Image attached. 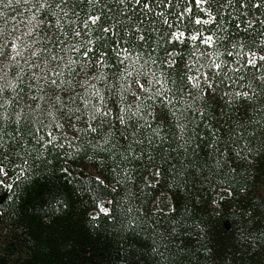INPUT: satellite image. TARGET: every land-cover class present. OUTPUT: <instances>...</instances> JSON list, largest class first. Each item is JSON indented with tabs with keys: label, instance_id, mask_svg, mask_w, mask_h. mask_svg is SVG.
Returning <instances> with one entry per match:
<instances>
[{
	"label": "trees",
	"instance_id": "obj_1",
	"mask_svg": "<svg viewBox=\"0 0 264 264\" xmlns=\"http://www.w3.org/2000/svg\"><path fill=\"white\" fill-rule=\"evenodd\" d=\"M251 2L255 3L256 0ZM172 3L174 6L178 4L174 8L177 12L186 5L190 6L192 18L202 15L196 9L194 0H172ZM15 7L5 9L0 4V11L9 18L16 16L17 19L11 23L19 24L23 17L14 10ZM99 7L105 13L101 23L115 25L120 21V28L131 27L118 14L119 6L113 4L112 0H103ZM20 11L23 12V8ZM76 11L82 21L84 13L93 12V9L84 0H77ZM129 14L136 15L131 10ZM254 17L264 20V6L259 10L250 7L242 10L233 5L221 8L215 23L189 25V32L199 29L219 36L225 33L218 30L226 28L227 50L239 51V48H232L229 37L244 43L247 46L245 50H255L264 40L259 35L264 30V24L257 23L248 29L246 22ZM237 25L240 27L237 28ZM155 27L160 28L161 32H153L152 38L161 41V36L166 35V26L158 22ZM196 47L210 51L198 42L194 44L185 40L172 45L162 44L156 52L159 57H163L164 49H175L179 54L178 68H174L170 74L171 80L176 83L168 87L172 88L169 96L175 105L173 110L184 111L187 117L186 121L180 120L181 124H187L183 137L191 141L184 147L179 146L174 129L164 124L162 135H166V139L154 141L151 147L145 140L143 154L136 155L140 146L133 143L130 137L133 155H129L128 145L120 146L118 143L123 127L115 125V118L109 116L108 120L115 125L111 133L107 127L99 131V136L109 135L112 144L116 145L111 158L107 159L106 154H98V150L92 147L99 136L88 132L86 126L77 123L74 117L72 123L76 127L69 128L68 118L61 119L58 113L55 118L34 114L36 119L32 125L26 126L32 135L26 136L24 143L33 158L40 155L48 163L26 181H15L16 170L8 167L13 177L9 182L15 186L10 190L0 186V264H264V179H261L264 176V155H259L249 165L243 159L248 155L244 141H239L240 147H237L227 139L229 128L238 120L247 124L249 118L262 122L264 118L252 111L244 114L241 100L225 95L244 90L249 83L254 84V75H264V64L258 65L259 71L237 64L238 71H228L230 79L223 74L219 78L210 76L201 87L208 94L197 97L194 102L187 91L180 93L178 89L182 83L180 77L185 75L186 63L193 69L200 68V72L208 71L200 67L206 61L199 58V52L189 59ZM144 50H148V45ZM218 51L223 54L225 48L221 47ZM220 60L233 63V59L226 55H221ZM104 71L114 72L115 68L109 65ZM187 74L197 73L193 71ZM96 83L103 94L108 83ZM207 83H213L214 89H206ZM76 92L79 101L87 99L92 104L98 103L91 95L92 89L84 91L77 88ZM117 94V89L113 88L110 95ZM123 95L124 102L131 105V96ZM144 103L147 105L150 101L145 99ZM189 105L191 110L186 111ZM42 106L46 107L43 102ZM79 106L84 113L81 117L83 121L89 116L92 105ZM199 111L205 112L206 117L202 119ZM203 120H207V123ZM88 122L92 121L89 119ZM175 122L169 113V123ZM140 123L143 125L144 121ZM148 123L153 128H159L162 122L149 118ZM58 125L63 127L57 130ZM49 132L56 137L54 146L44 143L41 147L36 138L43 137L46 141ZM175 132L179 134V130ZM212 132L224 139L217 143ZM151 136V130L145 127L144 135H137L135 139L143 140ZM229 146L233 151L226 150ZM221 151L224 152L223 156L220 155ZM237 151L240 156L236 155ZM15 160L17 164L22 163V158ZM30 163L38 162L31 159ZM116 164L120 168L118 174L111 171ZM153 168H158L161 173L155 179L152 178ZM97 176L101 179L115 176L119 184L109 183L107 187H102L96 182ZM97 200L100 203L112 202L108 204L111 218L99 215V220L95 222L98 227L88 219ZM57 201L60 203L57 204ZM65 203L67 207L61 208ZM50 210H55V213L44 217V211ZM129 217L136 222L134 235L122 227ZM226 222L229 223L228 228ZM173 225L177 227L176 235L162 240L161 234ZM153 240L158 241L159 251L164 253L167 261L137 243L151 244ZM182 245L186 247L182 249Z\"/></svg>",
	"mask_w": 264,
	"mask_h": 264
},
{
	"label": "snow or ice",
	"instance_id": "obj_2",
	"mask_svg": "<svg viewBox=\"0 0 264 264\" xmlns=\"http://www.w3.org/2000/svg\"><path fill=\"white\" fill-rule=\"evenodd\" d=\"M84 2L93 9V12L84 13L85 18L81 21L76 11L77 0H6V2L0 0V4L5 9L15 5L14 10L23 17L19 24L11 23L17 17L9 18L0 11V186L6 189L10 190L15 186L9 182L13 179L8 171L9 166L16 170L15 181H26L39 172L42 165L48 163L42 160L40 155L33 158L24 143L25 137L32 135L26 126L32 125L36 119L35 113L49 118H55L58 113L61 119L68 118L69 128L76 127L72 123V117H74L77 123H83L86 126L88 132L96 133L98 136L100 129L107 127L108 132L111 133L115 125L122 126L123 132H120L118 143L120 146L128 145L129 155H133L129 143L130 137L133 138V143L140 146L139 153L136 155L143 154L142 145L145 140L151 147L154 141L166 139V135H162L164 124L174 129V135L180 142V147L190 144L191 141L183 137L187 124L180 123V120L186 121L187 117L184 111L173 110L175 105L169 96L172 88L168 85L176 83L171 80L170 74L174 68H178L179 54L175 49L172 51L164 49L163 57L156 56L157 49L161 48L162 44L172 45L174 42L183 43L187 40L194 44L198 42L210 50L204 51L196 47L189 56V59H192L199 52V58L206 61L200 64V67L207 68L208 71L200 72V68L193 69L186 63L185 75L180 77L182 83L178 91L180 93L187 91L188 97L194 102L197 97L208 94L207 90L202 91L201 87L210 79V76L219 78L223 74L230 79L228 71H238L237 64L256 71H259L258 65L264 64V40L255 50L252 48L245 50L247 46L244 43L229 37L232 48H239V51H229L225 46L226 28L218 30L225 33L219 36L199 29L189 32V25L215 23L220 16L221 8L235 5L242 10L249 7L259 10L264 6V0H256L255 3L251 0H194L196 9L202 14L195 18L190 16L192 13L190 6L186 5L180 11H175L174 8L178 7V4L174 6L172 0H112L113 4L119 6L118 14L131 24V27L123 28L119 27L120 21H117L115 25L101 23L105 13L99 5L103 3V0H84ZM21 8L23 12L20 11ZM165 9L168 11H164ZM129 10L136 15H130ZM158 22L167 29L166 35L161 36V41L152 38L153 32H161L160 28L155 27ZM246 23L247 28L251 29L254 24H264V20L254 17L248 19ZM181 25L184 27L181 28ZM239 27L240 25H237V28ZM259 35L264 37V30ZM145 45H148L147 51L144 50ZM221 47L225 48L223 54L218 51ZM221 55L232 58L233 63L222 62ZM197 62L199 63V60ZM109 65L115 68L114 72L104 71L109 68ZM193 71L197 74H187ZM253 80L255 83L244 86V90L225 93V95L239 98L244 114L252 111L264 118V75H254ZM96 82L108 83V88L103 94ZM214 87L213 83L206 84V89H214ZM77 88L84 91L92 89L91 95L98 103L92 104L87 99L79 101ZM113 88L117 89L116 96L110 95ZM123 94L131 96V105L124 102ZM145 99L150 103L145 105ZM153 100L158 103H151ZM42 102L46 107L42 106ZM79 104L92 105L89 116L83 121L81 117L84 113ZM132 105L135 107L133 108ZM223 107L222 104L221 108ZM190 110L191 105L186 111ZM77 113L80 114L77 115ZM169 113L176 121L175 124L169 123ZM199 114L202 119L206 117L203 111H199ZM109 116L115 118V125L112 120H108ZM149 118L154 122L161 121L160 127L153 128L148 123ZM89 119L91 123L88 122ZM141 120L144 121L143 125L140 123ZM203 122L207 123V120ZM60 127L63 125H58L57 130ZM145 127L151 130L152 136L144 137L143 140L135 139L137 135H144ZM175 130H179L178 135ZM212 136L217 143L224 139L218 137L216 132H212ZM36 139L41 147L44 143L54 146L56 137L49 132L46 141L43 137ZM227 139L237 147H240L239 141H244L248 155L243 159L251 165L259 155H264V122L249 118L248 123L245 124L242 120H238L229 128ZM110 144L111 147H109ZM92 147L98 150V154H106V158L110 159L116 145L112 144V138L105 134L99 136ZM226 150L233 151L230 146ZM220 155L223 156L224 152L221 151ZM236 155L240 156V152L237 151ZM18 157L22 158L20 164H17L15 160ZM31 159L38 163H30ZM113 163L116 162L113 161ZM62 170L67 171V169ZM111 171L118 174L119 164H116ZM160 174L158 168H153V179ZM95 179L102 187H107L109 183L119 184L115 176L104 179L97 176ZM261 179H264V176ZM59 203L57 201V204ZM111 203V201L100 203L98 200L94 202V211L89 213L88 217L89 221L93 222V226H99L95 224L99 220V215L111 218L108 207ZM66 207V203L61 205V208ZM54 213L55 210L44 211L43 215L48 217ZM112 219L114 222V218ZM122 227L134 235L136 222L129 217ZM197 227L200 226L197 225ZM208 230L211 231L210 228ZM201 231L204 230L201 229ZM176 233L177 227L173 225L165 229L161 239H168ZM137 243L140 247L149 248L167 261L164 253L159 251L158 241L153 240L151 244L139 241ZM184 247L186 245L181 246L182 249Z\"/></svg>",
	"mask_w": 264,
	"mask_h": 264
},
{
	"label": "water",
	"instance_id": "obj_3",
	"mask_svg": "<svg viewBox=\"0 0 264 264\" xmlns=\"http://www.w3.org/2000/svg\"><path fill=\"white\" fill-rule=\"evenodd\" d=\"M226 227H227V228L229 227V223H228V222H226Z\"/></svg>",
	"mask_w": 264,
	"mask_h": 264
}]
</instances>
